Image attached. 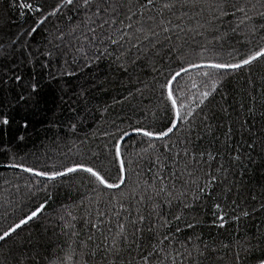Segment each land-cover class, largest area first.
Instances as JSON below:
<instances>
[{"label": "snow or ice", "instance_id": "1", "mask_svg": "<svg viewBox=\"0 0 264 264\" xmlns=\"http://www.w3.org/2000/svg\"><path fill=\"white\" fill-rule=\"evenodd\" d=\"M0 6V154L27 174L0 184V264H242L264 246L240 228L264 213V123L241 122L236 142L220 122L244 70L247 112L264 118V0ZM37 116L65 132L59 164L24 163ZM93 116L106 127L85 132Z\"/></svg>", "mask_w": 264, "mask_h": 264}, {"label": "trees", "instance_id": "2", "mask_svg": "<svg viewBox=\"0 0 264 264\" xmlns=\"http://www.w3.org/2000/svg\"><path fill=\"white\" fill-rule=\"evenodd\" d=\"M0 10H2V6H0ZM15 17V13L12 14ZM248 76V71L244 70L239 74V76H233L230 82L226 83L225 89L228 94L227 103H225V107L228 108V111L231 113L230 117H225L223 114L220 115V122L227 125L230 121H235L233 125L235 134L234 140L236 142H240L242 137L240 133L245 131L247 127L253 126V131L259 129L262 123H264V118L261 117L260 112L257 111L255 115L247 112V106L249 105V100L247 98V92L251 89L245 83V80ZM264 76V63L255 65L252 69V77L256 81V92L259 93V84L260 77ZM145 79H151L150 75H146ZM106 98V97H105ZM156 103L155 97L152 98L151 103H149L148 99H144V104L151 106V104ZM217 103H223L221 97L217 95L215 100H213L210 107H214ZM241 104L245 107L241 108ZM230 106V107H229ZM119 112V108L116 110ZM17 119L20 118L22 114H16ZM52 114L49 112L47 116H51ZM245 122V129L240 128V123ZM98 127L104 128L106 125H103L101 121L95 119V117L89 118L85 124L83 125L84 131L91 133L96 130ZM121 127L127 128V124H122ZM32 134L28 140V142L23 146L21 151V155H24L26 158L24 160L25 164L33 165L36 167H43L45 164L49 166L55 162L59 164L60 156L64 150V144L66 143L65 139H62L65 136V132L61 131L59 135H57V130L55 128H49L47 120L41 116H37L32 118ZM14 130V129H13ZM226 129H220L219 132H223ZM11 131V130H10ZM131 133L132 129H128ZM81 137H83V132L80 133ZM10 135L7 133H0V139L3 141H8L10 139ZM247 133L243 137V139H247ZM136 139L139 137L135 136L133 133V140L129 141V143H134ZM99 142V141H97ZM207 140L205 144H207ZM7 147V144L3 145ZM10 157L4 156L0 154V184H3V179L14 178L15 175H27L19 172V170H12L6 168L4 165L8 162ZM19 159V157H17ZM245 182L249 183L251 188L255 189V194L259 196V188L256 187L260 180L259 170L252 172L249 171V174L245 176ZM258 206V205H257ZM3 208L0 207V213L3 212ZM211 215L208 216L209 223H211ZM236 226L233 225V228ZM233 228H230L231 232ZM241 229H245L249 235H259L264 234V213L254 216L253 218L243 222L240 225ZM259 230V231H258ZM212 235H219L215 229H212ZM226 235V234H225ZM242 264H260V261L264 259V246L258 247L251 252L241 254Z\"/></svg>", "mask_w": 264, "mask_h": 264}]
</instances>
